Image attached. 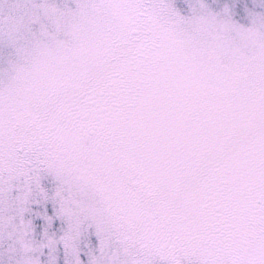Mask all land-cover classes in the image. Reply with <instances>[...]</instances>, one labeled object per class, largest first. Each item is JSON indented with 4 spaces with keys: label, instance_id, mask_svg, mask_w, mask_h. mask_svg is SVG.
I'll return each instance as SVG.
<instances>
[{
    "label": "snow or ice",
    "instance_id": "obj_1",
    "mask_svg": "<svg viewBox=\"0 0 264 264\" xmlns=\"http://www.w3.org/2000/svg\"><path fill=\"white\" fill-rule=\"evenodd\" d=\"M0 264H264V0H0Z\"/></svg>",
    "mask_w": 264,
    "mask_h": 264
}]
</instances>
